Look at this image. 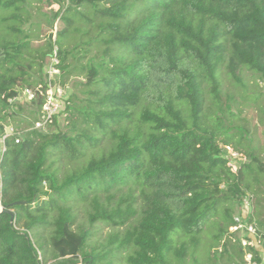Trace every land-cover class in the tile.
I'll use <instances>...</instances> for the list:
<instances>
[{
    "label": "trees",
    "instance_id": "obj_1",
    "mask_svg": "<svg viewBox=\"0 0 264 264\" xmlns=\"http://www.w3.org/2000/svg\"><path fill=\"white\" fill-rule=\"evenodd\" d=\"M34 1L60 9L51 17L45 15L51 30H39L47 39L37 49L16 41L17 36L31 38L20 27L9 25L0 31V138L7 134L8 115L3 110L11 107L10 99L33 89L31 102L16 103L35 105L41 117L46 101L45 88L33 87L28 80H23L27 87L16 84L14 69H5L6 64L20 69L26 62L42 72L49 57L68 70L70 56L80 64L86 53L96 52L87 61L91 75L84 85L88 98L80 101L84 105L76 104L75 95L63 99L61 113L73 112L75 117L69 135L32 127L22 136L13 130L6 139L0 159L5 208L0 212V264H44L48 249L54 254L53 264H118L113 259L123 250H131L127 264H168L172 234L179 230L198 243L223 206L224 225L216 223L215 239L231 244L241 264L243 247L229 231L234 207L244 199L252 202L247 218L239 216L254 225L262 239L264 217L258 213L259 200L251 199L249 184L242 187L247 170H255L252 163L246 157L238 161L237 172L227 165L226 147L234 139L225 136L227 140L218 143L225 132L217 112H223V68L237 83L240 71L247 69L264 84V0ZM27 2L0 0V11H8L0 13L8 15L1 18L2 24L23 22ZM70 37H81L87 48L81 53L76 47L68 51ZM107 138L111 145L105 153L58 178L56 158L79 161ZM125 186L128 194L116 200ZM136 189L141 192L140 211L134 207ZM76 201L90 206V226L104 222L123 227L137 215L139 220L121 240L111 236L106 250L89 252L93 233L74 229L76 213L69 204ZM46 226L51 232L44 237L41 229ZM186 252L182 244L175 255L184 259Z\"/></svg>",
    "mask_w": 264,
    "mask_h": 264
},
{
    "label": "rangeland",
    "instance_id": "obj_2",
    "mask_svg": "<svg viewBox=\"0 0 264 264\" xmlns=\"http://www.w3.org/2000/svg\"><path fill=\"white\" fill-rule=\"evenodd\" d=\"M33 1L34 0H28L27 3L30 5H27L24 8L23 13H21V20L23 22H19L17 24H14L13 22L2 24L1 18L7 17L8 15L1 14L3 16H0V31L9 25L20 27L26 34H31V38L25 39L24 36H17L18 38L16 41H27L30 43L31 47L37 49L47 39V36L40 34L39 30H51V27L47 25L45 15H47V17L53 16L55 12L59 11L60 6H49L44 2ZM5 12L8 11H0V13ZM55 23L56 21H54V24ZM9 37H11V35ZM81 41V37H70L65 44L67 46V50L73 51V48L76 47L78 52L81 53L87 48ZM79 43H81V45ZM95 52L96 51L89 54L86 53V58L81 61L80 64L77 63L76 59L73 60L70 56V69L65 70L60 67L61 74H64V77L61 78L65 81L63 85L58 83L60 77L56 78L50 74L52 76L51 77L48 74L50 73V68L52 66V61L49 57L45 61V66L42 72L38 70V67L30 69L26 62L22 63L24 65H22L20 69L13 64H6L4 66L5 69H14V72H12L11 75L16 78V84L20 85L23 83V80H28L31 82L33 87L45 88L43 91L45 95H53L54 105L50 109L49 115L52 117L56 113V123H54L55 121L53 119L52 122L43 127L45 131L51 133H65L67 135L70 134L72 128L70 122L75 117L72 116L73 112L64 114L61 113L64 110L65 101L63 99L67 100L69 96L75 95L77 97L75 99L76 104L84 105L81 102H84V100L88 98V95L84 92V85L87 83L88 77L91 75V72L87 67V61L94 55ZM37 57H39V55ZM34 60H37V58H34ZM82 67H85L84 70H79ZM69 71H73L74 73L69 75L67 74ZM23 72L26 73L24 77H22ZM238 76L241 79L240 83L235 82L227 74L225 68L222 69L221 107L223 112L221 113L219 110L217 115L221 116V120L223 122L221 131L225 132V135L219 137L218 143L222 145L224 141L227 140L225 136H231L234 140H232L230 147L243 157H246L248 164L252 163L253 169L255 170L253 172L252 170H247L245 180L242 181V187L245 184H249L252 201H255V199L259 200L260 206L258 207V213L261 212L262 215L260 218H262L264 217V174H258L257 171H260L259 169L264 170V97L262 96L264 93V84L255 73L250 72L247 69H242ZM43 79L46 80L47 85L41 84ZM26 85L27 84L24 86L27 87ZM208 90L209 89L207 88L206 105L210 106L211 98ZM61 95L63 98L61 97L59 99ZM50 105L51 103L48 102L47 106ZM10 106L11 107L8 109L3 110V113L8 115L5 119V126L7 129L14 130L21 136L24 135L25 132L32 130V127H35L36 122L40 120L41 116H37L38 113L35 105H24L21 107L17 104ZM31 110L34 111L32 115H30ZM14 112H19V115L13 116L12 113ZM3 113L1 114L2 116L4 115ZM36 118L39 120H36L35 122L34 119ZM211 120L213 121L215 119H210V123ZM236 141H238V143ZM110 143L111 142H109L108 138L104 139L100 148H96L94 150L91 149V151L86 152L85 156L79 161H71L64 157L56 158L54 168L59 169L57 172L58 178L63 179L68 174L87 164L91 157L105 153L109 149L111 145ZM237 166L238 170L240 165L237 164ZM246 166L247 165H244L243 169H246ZM256 177L259 179L255 180ZM223 187L224 185L222 188ZM128 192V187L125 186L122 193L117 195L116 200L121 195H127ZM133 196L136 198V204L134 207L136 210L140 211L143 206L141 192L136 189ZM251 203L252 202L247 199H244L242 204H236L233 216L237 217L239 216V213H241L243 217L247 218V213H251L252 211L253 205ZM69 205L73 207L76 213L74 229L76 231H90V233H93L91 241L88 245L89 252H93L94 248H98V250H96L97 252H101L104 249L106 250L108 240L111 236L118 235L121 240L126 231L135 226L139 220V215H137L136 218L132 219L123 227H114L104 222H98L95 226H90L88 223V215L91 210L90 206L87 203L78 201L70 203ZM221 208L222 209L219 211V214L212 218V220L205 227V231L198 236V243H194L192 241L193 237L187 236L179 230L172 234L174 244L172 246V250L166 253V260L168 264H240L239 257L237 258L236 254H232L234 250L232 249L231 244L230 246H225L224 239H220V242L215 239V236L218 234V226L224 225L223 211L225 206ZM53 215L54 213H52L49 217L50 223L53 220ZM216 223H219V225ZM41 232L42 236L46 237L51 232V228L48 226L43 227ZM238 235L241 237L243 232L238 233ZM182 244H186L187 252L184 259H179L175 254L177 250L180 249ZM194 244H197V246L195 247ZM114 247L116 248L117 244ZM49 251L50 250L48 249L47 254L44 256V264L54 263V254ZM130 253L131 250H123L118 259H113V262L118 264H127L126 258ZM241 264H245L244 258L241 260Z\"/></svg>",
    "mask_w": 264,
    "mask_h": 264
},
{
    "label": "built area",
    "instance_id": "obj_3",
    "mask_svg": "<svg viewBox=\"0 0 264 264\" xmlns=\"http://www.w3.org/2000/svg\"><path fill=\"white\" fill-rule=\"evenodd\" d=\"M68 1V0H66ZM58 60L57 58H54L52 61V66L50 68L49 75H53V77L59 78L61 76V70L59 67H57ZM50 75V76H51ZM52 77V76H51ZM52 83V82H51ZM43 89V88H41ZM45 95V93H43ZM52 96V97H51ZM45 103L43 105V108L41 110L42 117L41 119L36 122L35 128L40 129L43 128L48 123L52 122V120L57 117L55 114L51 117L49 115L50 109L54 105V97L53 95H45ZM63 98L61 95L59 97ZM35 98V92L33 89L27 88L24 89L19 95L9 100L10 105H17L16 102L24 103V101L31 102ZM50 102L51 105L47 106V103ZM55 116V117H54ZM14 133L11 130L10 135L7 133L4 137L0 138V159L2 154L6 150V139L9 136H13ZM19 138L16 139L15 143H19ZM227 151L229 153V160H228V167L233 171L237 172V162L240 160H245V157H243L241 154L233 150L231 147H226ZM3 176L2 171L0 168V212H3L5 210L3 206ZM231 231V234L236 235V237H232L233 241L239 240L241 246L244 250V261L245 264H264V247L262 246V242L264 239H262V235L258 232L257 228L254 225L246 223V221L241 218L240 216L234 217V224L229 229ZM243 232V235L240 237L238 233ZM253 248V250H252Z\"/></svg>",
    "mask_w": 264,
    "mask_h": 264
},
{
    "label": "water",
    "instance_id": "obj_4",
    "mask_svg": "<svg viewBox=\"0 0 264 264\" xmlns=\"http://www.w3.org/2000/svg\"><path fill=\"white\" fill-rule=\"evenodd\" d=\"M11 129H7V133L10 135ZM9 215L11 216V219L14 220V215L9 212Z\"/></svg>",
    "mask_w": 264,
    "mask_h": 264
},
{
    "label": "clouds",
    "instance_id": "obj_5",
    "mask_svg": "<svg viewBox=\"0 0 264 264\" xmlns=\"http://www.w3.org/2000/svg\"><path fill=\"white\" fill-rule=\"evenodd\" d=\"M13 131V130H12Z\"/></svg>",
    "mask_w": 264,
    "mask_h": 264
}]
</instances>
